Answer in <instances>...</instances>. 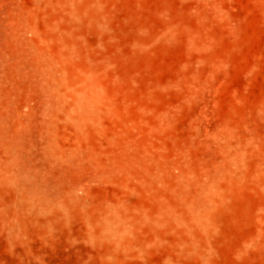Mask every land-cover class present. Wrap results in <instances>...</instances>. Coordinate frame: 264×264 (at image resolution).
Instances as JSON below:
<instances>
[{
	"label": "rangeland",
	"instance_id": "374dc122",
	"mask_svg": "<svg viewBox=\"0 0 264 264\" xmlns=\"http://www.w3.org/2000/svg\"><path fill=\"white\" fill-rule=\"evenodd\" d=\"M0 264H264V0H0Z\"/></svg>",
	"mask_w": 264,
	"mask_h": 264
}]
</instances>
